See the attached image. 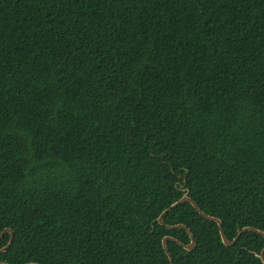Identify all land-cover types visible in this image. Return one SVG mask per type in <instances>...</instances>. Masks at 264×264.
<instances>
[{
    "label": "trees",
    "instance_id": "16d2710c",
    "mask_svg": "<svg viewBox=\"0 0 264 264\" xmlns=\"http://www.w3.org/2000/svg\"><path fill=\"white\" fill-rule=\"evenodd\" d=\"M187 191L264 230V0H0V261L171 264ZM164 221L174 264H264Z\"/></svg>",
    "mask_w": 264,
    "mask_h": 264
},
{
    "label": "water",
    "instance_id": "95a60500",
    "mask_svg": "<svg viewBox=\"0 0 264 264\" xmlns=\"http://www.w3.org/2000/svg\"><path fill=\"white\" fill-rule=\"evenodd\" d=\"M183 202H190L196 209L197 211L202 215L204 216L205 218H207L208 220H212V221H216L219 225V229H220V235H221V238H222V241L225 245L227 246H233L237 241L238 239L240 238V236L245 232V231H254V232H257L259 234H261L262 236H264V230H261L259 228H256V227H252V226H245L243 228H241L237 235L232 239H228L226 234H225V231H224V227H223V222L222 220L219 218V217H216V216H212V215H209L207 214L205 211H203L199 206L198 204L189 196L188 194V191L179 199L177 200L176 202H174L173 204H171L169 207H167L166 209H164L161 214L159 215L158 217V221L160 222V224L162 225H166L167 227L169 228H177V227H185L189 234H190V237H191V241L188 243V244H185L183 243L182 241H179L178 239L168 235V236H165V238L163 239V246L169 256V259H170V263L171 264H174V259H173V256L172 254L170 253L169 249H168V246H167V241L169 239H173L177 242H179L182 246H184V248H186L187 250H194L195 247H196V240H195V237L193 235V233L191 232V230L184 224H167L165 223L164 221V216L165 214L171 210L172 208H174L175 206H177L178 204L180 203H183ZM5 233H10L11 235V238L8 242V244L3 247L2 249H0V253H3V252H6L9 247L12 245L13 243V240H14V233L11 229H4L1 233H0V239L3 237V235ZM260 258L262 259L263 263H264V247L262 248V251L261 253L259 254ZM0 264H8V263H5V262H1L0 261ZM28 264H37V263H28Z\"/></svg>",
    "mask_w": 264,
    "mask_h": 264
}]
</instances>
